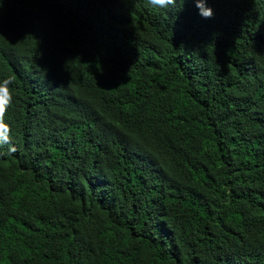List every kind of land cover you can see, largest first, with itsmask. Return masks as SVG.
<instances>
[{
  "label": "trees",
  "instance_id": "16d2710c",
  "mask_svg": "<svg viewBox=\"0 0 264 264\" xmlns=\"http://www.w3.org/2000/svg\"><path fill=\"white\" fill-rule=\"evenodd\" d=\"M201 2L0 0V264H264V0Z\"/></svg>",
  "mask_w": 264,
  "mask_h": 264
},
{
  "label": "clouds",
  "instance_id": "9594fccd",
  "mask_svg": "<svg viewBox=\"0 0 264 264\" xmlns=\"http://www.w3.org/2000/svg\"><path fill=\"white\" fill-rule=\"evenodd\" d=\"M149 4L157 8H167L169 6H174L175 0H149ZM197 8L200 14L204 18H211L213 13L210 8H206L205 4L201 0H197ZM11 83L10 80H5L3 84H0V121H3L7 108L12 102L11 92L8 85ZM0 127H7V125L0 123ZM7 138H5L6 140Z\"/></svg>",
  "mask_w": 264,
  "mask_h": 264
}]
</instances>
